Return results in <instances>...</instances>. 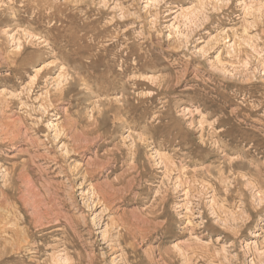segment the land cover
Masks as SVG:
<instances>
[{"label":"rangeland","instance_id":"374dc122","mask_svg":"<svg viewBox=\"0 0 264 264\" xmlns=\"http://www.w3.org/2000/svg\"><path fill=\"white\" fill-rule=\"evenodd\" d=\"M0 264H264V0H0Z\"/></svg>","mask_w":264,"mask_h":264},{"label":"bare ground","instance_id":"6f19581e","mask_svg":"<svg viewBox=\"0 0 264 264\" xmlns=\"http://www.w3.org/2000/svg\"><path fill=\"white\" fill-rule=\"evenodd\" d=\"M180 16H181V17H183V15H182V14H181ZM175 19H177V18H175ZM180 19H182V18H180ZM183 19H184V18H183Z\"/></svg>","mask_w":264,"mask_h":264}]
</instances>
